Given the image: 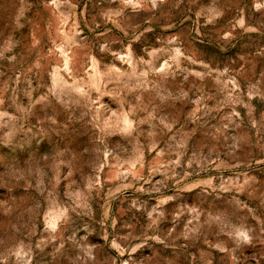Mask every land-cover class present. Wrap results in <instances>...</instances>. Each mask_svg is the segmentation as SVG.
Wrapping results in <instances>:
<instances>
[{"label": "rangeland", "instance_id": "rangeland-1", "mask_svg": "<svg viewBox=\"0 0 264 264\" xmlns=\"http://www.w3.org/2000/svg\"><path fill=\"white\" fill-rule=\"evenodd\" d=\"M0 264H264V0H0Z\"/></svg>", "mask_w": 264, "mask_h": 264}]
</instances>
